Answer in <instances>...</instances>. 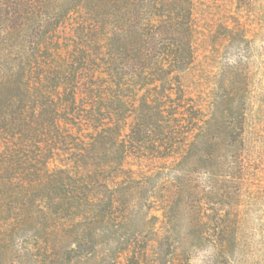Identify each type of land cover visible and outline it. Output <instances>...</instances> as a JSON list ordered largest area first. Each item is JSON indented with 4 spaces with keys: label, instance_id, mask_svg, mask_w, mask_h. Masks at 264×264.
Instances as JSON below:
<instances>
[{
    "label": "rangeland",
    "instance_id": "rangeland-1",
    "mask_svg": "<svg viewBox=\"0 0 264 264\" xmlns=\"http://www.w3.org/2000/svg\"><path fill=\"white\" fill-rule=\"evenodd\" d=\"M162 1L121 8L144 23ZM189 2L179 70L123 49L127 32L113 55L93 4L51 36L29 97L2 94L0 264H264V0ZM219 158L246 167L238 205L211 181Z\"/></svg>",
    "mask_w": 264,
    "mask_h": 264
},
{
    "label": "trees",
    "instance_id": "trees-1",
    "mask_svg": "<svg viewBox=\"0 0 264 264\" xmlns=\"http://www.w3.org/2000/svg\"><path fill=\"white\" fill-rule=\"evenodd\" d=\"M136 1L0 0V99L6 91H9L8 94L10 95L13 86L26 88L29 97V91L32 89L30 87L45 81L46 76H49L51 72L35 73L32 70L42 66L39 59L49 56L48 41L52 39L51 36L57 32L70 14L79 12L81 8H94L93 4L96 5L97 9L105 11L103 13L105 17L104 28L106 29L105 35L108 36L105 40L106 48L113 55L121 49L120 44L124 43L123 39L126 38L125 36L122 39V36L127 32L134 35V45H132L133 49L129 47L123 49L138 51V54L149 57H151V53L166 55L171 58L170 65L178 70L187 66L193 57L191 44L194 28L189 0H173L169 5L162 1V8L159 6L160 3L158 5L152 2L150 6L154 11L152 9L149 21L144 23L139 22V14H130L134 10L131 7L128 9V16L123 14L126 7L121 8V3H128L132 6ZM168 1L170 0H166V2ZM132 19L133 21L129 23ZM262 19L264 23V12ZM116 42L119 43V48ZM51 68L49 67V70ZM157 68L162 70L161 67L157 66ZM138 85L143 88L142 83ZM10 102H13V99H10ZM10 104L7 102L5 106L9 111L12 107ZM1 110L3 109L0 107V112ZM261 110L264 112V107ZM24 112L25 109H22V113ZM35 113L38 115L40 109H35ZM230 125L231 120L226 118L223 129L229 140L226 138V140H222L221 144L224 145L222 150L226 151L230 150L228 148L233 139V135L227 133L230 131ZM241 128L243 131V127ZM200 135L204 140L208 133ZM216 163L226 170L224 169V172L220 174L212 172L211 181L214 182L217 191L221 190L224 193L226 206H231L234 203L238 205L240 203L239 198L244 196L242 191L248 184V174L244 172L246 167L237 165L234 170H231L233 167L228 165L227 159L224 161L220 158ZM253 168H256V171L259 169L255 166ZM254 191L257 195L256 202L260 203L263 200V198L258 197L261 193V186H257ZM216 221L219 224L217 225L218 228L223 221L225 225L227 219L217 216ZM227 231V228L221 229L220 237Z\"/></svg>",
    "mask_w": 264,
    "mask_h": 264
}]
</instances>
